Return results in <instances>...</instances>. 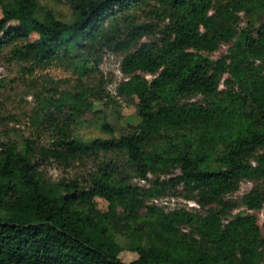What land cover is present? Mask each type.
I'll return each instance as SVG.
<instances>
[{"label":"trees","instance_id":"1","mask_svg":"<svg viewBox=\"0 0 264 264\" xmlns=\"http://www.w3.org/2000/svg\"><path fill=\"white\" fill-rule=\"evenodd\" d=\"M71 5L67 21L52 10L39 16L36 0H0V54L12 45L10 60L32 71L70 58L85 75L104 49L120 52L127 79L116 95L136 104L139 121L120 136L82 141L70 129L87 96L68 92L50 100L72 115L51 147L0 142V264H264V220L260 226L255 214L235 212L264 210V20L243 25L241 17L264 13V0ZM139 10L158 22L139 21ZM151 35L160 36L143 40ZM222 44L229 47L220 58L203 54ZM102 151L125 152L133 171L109 160L81 183L52 180L44 170L51 159ZM245 180L254 182L251 190L229 198ZM168 192L200 209L152 201ZM97 197L108 210L97 208ZM125 250L138 257L123 261Z\"/></svg>","mask_w":264,"mask_h":264},{"label":"rangeland","instance_id":"2","mask_svg":"<svg viewBox=\"0 0 264 264\" xmlns=\"http://www.w3.org/2000/svg\"><path fill=\"white\" fill-rule=\"evenodd\" d=\"M72 1L36 0L37 12L39 16H42L45 10H52L60 18L70 21L74 17ZM136 15L141 22L154 24L158 22V17L149 10H139ZM241 17L243 25L253 20L255 25L259 26L264 20V13L258 14L255 18L242 12ZM159 36H146L143 40L153 41ZM33 37L37 35L33 34ZM228 47V44H222L215 52H203V54L218 59L228 52ZM12 49V45H9L3 48L0 54V142L12 141L22 147L27 139H31L37 146L51 147L60 128L67 129L65 123L72 115L68 106L59 111L50 104V100L61 96L67 98L65 93L68 92H85L87 96L86 104L80 106L83 109L82 113L74 116L70 129V132L82 141L90 142L95 138L117 137L131 130L132 126L138 123L136 104L116 95L118 84L127 79L120 69L124 54L113 49H104L99 57L98 67L95 68V63L89 60L86 65L93 70L84 75L81 72L82 63L73 62L70 58L57 61L49 67L37 66L32 71L28 64L10 60ZM145 75L149 79L154 77L152 74ZM224 87L222 85V88ZM97 91L101 92L96 93ZM107 92L112 96H107ZM200 98L197 96L195 99ZM88 103L91 104V109L87 107ZM104 123H110L113 127L112 131L104 130L102 128ZM78 158L70 162L51 159L45 164L44 170L48 178L52 180L64 178L78 180L81 183H84L100 164L109 160L115 161L121 171H133L128 155L122 151L89 152ZM133 182L145 186L149 184L147 180L144 183L140 178H134ZM253 186L254 182L245 180L241 183L239 191L229 195V198L240 201ZM185 200V197L179 193L168 192L158 198L157 205L170 209L186 204L187 208L196 209L189 202L185 203ZM95 201L98 209L108 210L106 200L97 197ZM240 210L255 214L258 217V224L263 226L264 210H249L245 206H240L235 212ZM117 236L121 242L125 241V236L121 232L117 233ZM120 257L123 261L130 262L138 257V253L125 250Z\"/></svg>","mask_w":264,"mask_h":264},{"label":"built area","instance_id":"3","mask_svg":"<svg viewBox=\"0 0 264 264\" xmlns=\"http://www.w3.org/2000/svg\"><path fill=\"white\" fill-rule=\"evenodd\" d=\"M142 181L144 182V183H146V180L145 179H142ZM143 185V184H142ZM155 204H157L158 203V198H153V200H152ZM186 201L187 202H189L191 205H192V207L193 206H195L196 207V209H200V206H199V204H197V202L196 201H194V200H185V203H186ZM194 203V204H193ZM186 205V204H185ZM182 206L183 208H186V209H188V210H196V209H193V208H187L186 206Z\"/></svg>","mask_w":264,"mask_h":264}]
</instances>
